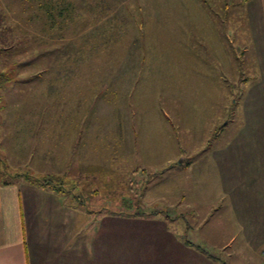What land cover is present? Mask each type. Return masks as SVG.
Masks as SVG:
<instances>
[{"label": "rangeland", "instance_id": "rangeland-1", "mask_svg": "<svg viewBox=\"0 0 264 264\" xmlns=\"http://www.w3.org/2000/svg\"><path fill=\"white\" fill-rule=\"evenodd\" d=\"M0 9V178L81 185L79 208L122 232L107 239L106 264H123L109 259L116 248L124 264H244L230 198H214L218 156L240 164L264 131V44L247 39L243 0H0ZM84 150L91 169L71 175L67 156Z\"/></svg>", "mask_w": 264, "mask_h": 264}, {"label": "crops", "instance_id": "crops-1", "mask_svg": "<svg viewBox=\"0 0 264 264\" xmlns=\"http://www.w3.org/2000/svg\"><path fill=\"white\" fill-rule=\"evenodd\" d=\"M243 4L250 27L247 39L254 38L263 45L264 0H243ZM252 28L256 30L252 31ZM247 39L244 38L245 41ZM262 127L264 128V122ZM250 128L251 133H254L253 128ZM69 129L72 135L70 147H76L75 122L70 124ZM256 139L254 145L259 150L258 153L249 157L243 155L240 164L237 161L235 165L234 159L230 157L227 160V156H218L219 160L225 161V167H222L223 163L219 166L223 184L215 192L213 188L214 198H230L229 207L234 212L231 220L235 228L234 234L238 232L236 235L246 242V249L250 252V257L244 264H264V131L258 132ZM86 152L83 151V157L67 156L69 159L66 163L70 166L71 175L77 172L84 175L91 169L90 157H87ZM236 167L239 168L240 176L244 177L243 197L238 194L235 186ZM50 184L32 182L26 173L7 179L4 177V181L0 178V264H106V241H117L122 232L102 231L103 223H111L107 220V214L104 213L106 216L102 217L103 212L79 208L81 203L86 205L87 198L82 194L86 190L81 185L73 184L65 189ZM239 202L243 206L239 207L240 211L237 210ZM75 212L81 214L72 215ZM79 224L82 226L77 228ZM185 246L186 251L190 249L197 257L203 258L207 253L200 246L189 248L191 242L185 243ZM237 250L234 255L242 252L241 249ZM121 253L116 248V254L109 259L113 262L123 260L124 264L123 252ZM151 256L155 257L148 254L149 259ZM208 256L210 257L209 254ZM214 260L217 259L213 258Z\"/></svg>", "mask_w": 264, "mask_h": 264}, {"label": "trees", "instance_id": "trees-1", "mask_svg": "<svg viewBox=\"0 0 264 264\" xmlns=\"http://www.w3.org/2000/svg\"><path fill=\"white\" fill-rule=\"evenodd\" d=\"M4 21H5V17H4V13H3V11L0 9V41H1V39L3 38V37H6V34L4 33V31H6V29L4 28V25H3V23H4ZM3 73V72H2ZM4 74V73H3ZM5 80H6V77H5ZM26 176H27V178L28 179H30L32 182H36V183H49V181L47 180V179H42V177H35V176H32V175H30L29 173H26ZM44 177V176H43ZM57 179H58V177H57ZM60 181V180H59ZM60 185H62L63 183H59ZM56 186H58V185H56ZM60 187V186H59ZM58 187V188H59ZM62 187V186H61ZM60 187V188H61ZM128 216V217H131V216H134V217H137L138 216V214H137V212H133V213H124V216ZM179 215V214H178ZM179 216H182V215H179ZM191 241H189V240H185V243L186 244H189ZM210 257L211 258H215V259H217V257H215L214 255L212 256V255H210ZM218 260V259H217Z\"/></svg>", "mask_w": 264, "mask_h": 264}]
</instances>
